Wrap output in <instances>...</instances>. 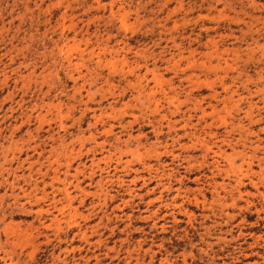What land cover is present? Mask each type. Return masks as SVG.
Returning a JSON list of instances; mask_svg holds the SVG:
<instances>
[{"label":"rangeland","instance_id":"rangeland-1","mask_svg":"<svg viewBox=\"0 0 264 264\" xmlns=\"http://www.w3.org/2000/svg\"><path fill=\"white\" fill-rule=\"evenodd\" d=\"M0 264H264V0H0Z\"/></svg>","mask_w":264,"mask_h":264}]
</instances>
